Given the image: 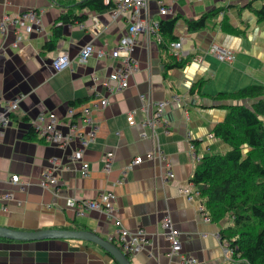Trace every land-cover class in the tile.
Segmentation results:
<instances>
[{
	"label": "crops",
	"instance_id": "0c3cea01",
	"mask_svg": "<svg viewBox=\"0 0 264 264\" xmlns=\"http://www.w3.org/2000/svg\"><path fill=\"white\" fill-rule=\"evenodd\" d=\"M80 1L0 0V15L36 10L41 21L40 29L24 37L18 48L12 47V30L6 38L0 36V109L18 100L11 121L0 124V226L18 232L86 230L104 240L141 230L145 233L142 247L126 254L131 264H181V257L193 259V264H231L222 251L220 227L204 221L197 205L180 190L193 182L201 158L229 150L212 134L227 114L225 107L254 102L217 95L249 86L264 89V20L256 13L264 9V0H165L170 10L165 16L149 2L150 20L176 19L172 35L174 42L182 41V50L187 52L182 59L187 61L180 68H168L171 50H164L155 37L148 39L140 33L131 50L137 70L129 75L123 90H116V84L109 81L120 67L119 60L94 55L81 65L78 55L87 44L95 50L114 49L126 34L128 16L113 21L108 14L112 0H103L107 8L101 12L76 9L74 3ZM64 13L85 18L63 25L56 48L44 51L53 26ZM210 13L214 14L202 28L188 30L187 21ZM212 43L232 51L234 61L221 62L209 55ZM60 54H66L72 64L55 73L52 61ZM101 99H106L105 107ZM162 102L166 105L150 129L145 122ZM71 108L74 115L69 114ZM86 110L96 128L95 138L77 160L74 154L81 148L80 139L91 131L84 122ZM48 113L55 115L59 132L69 135L74 131L82 138L74 136L60 147L45 143L37 134L29 137L36 119ZM130 113L133 125L127 122ZM109 151L113 164L105 174L101 157ZM147 153H154V159L124 173L134 157ZM84 163L89 165L86 177L80 174ZM52 167L57 184L46 190L39 182ZM12 175L20 181L11 183ZM101 192L115 195L111 217L95 211L76 216L66 207L68 198L93 200ZM4 195L9 199L3 200ZM164 217L178 233L177 253L170 251L163 236ZM0 264L116 262L87 241L0 238Z\"/></svg>",
	"mask_w": 264,
	"mask_h": 264
},
{
	"label": "trees",
	"instance_id": "16d2710c",
	"mask_svg": "<svg viewBox=\"0 0 264 264\" xmlns=\"http://www.w3.org/2000/svg\"><path fill=\"white\" fill-rule=\"evenodd\" d=\"M76 9L101 12L107 8L103 0H81ZM264 20V9L256 12ZM214 13L187 21L188 30H197ZM85 15L61 14L52 28V37L44 51H53L61 37V27ZM176 19L159 23L160 46L165 50L176 40L172 35ZM170 53V52H169ZM168 68H180L187 59L176 61L170 53ZM195 90L191 89L193 93ZM217 98L253 100L250 106H227V114L213 129V136L224 142L229 150L201 158L193 174L209 222L217 224L219 238L233 249L235 264H264V89L249 86ZM36 131L28 136L33 137ZM128 257V256H127Z\"/></svg>",
	"mask_w": 264,
	"mask_h": 264
},
{
	"label": "built area",
	"instance_id": "2783aa9c",
	"mask_svg": "<svg viewBox=\"0 0 264 264\" xmlns=\"http://www.w3.org/2000/svg\"><path fill=\"white\" fill-rule=\"evenodd\" d=\"M111 1V0H110ZM113 4L109 8L108 14L112 20H117L124 15L128 16L129 25L126 30V34L121 37L116 45V47L110 51L105 50H95L91 44L83 46L79 51V63L84 65L88 59L92 56L97 58L110 57L112 59H117L120 61V67L117 68L110 76L109 81L116 84V90H123L128 87V77L131 73L137 70V64L131 58V50L135 43V36L144 33L149 39L150 37H155V39L160 43L161 36L159 33V23L160 21L150 20L148 16V5L149 2H154L158 7V14L160 16L167 15L170 10L166 5L165 0H112ZM41 26L40 12L36 10L24 11L20 14H8L3 13L0 15V36L6 38L9 32L12 30L15 36V40L12 44L13 48H18L20 46L21 40L38 31ZM169 49L171 54L175 57L176 61H180L187 52L182 50V41L172 42L169 44ZM207 53L217 60L226 63H232L234 61V54L232 51L219 46L216 43H212ZM71 61L66 54L58 55L52 61V69L55 73L61 72L65 69L71 67ZM109 89L113 88L107 86ZM111 91V90H110ZM101 107L107 105L106 99L100 100ZM152 103L149 102L148 106ZM166 105L165 102L158 103L157 112L154 116L145 122L148 128L151 129L153 123L157 121L156 117L160 115L162 108ZM18 109V100L5 105L0 109V124L6 125L11 121V116ZM74 108L69 111L70 115H74ZM84 122L90 127L91 131L82 138V135L71 131L69 135L62 134L57 130V119L54 114H41L34 122V131L37 135L45 142L55 146H63L69 141H71L74 136L81 137L80 143L81 148L75 152V159L79 160L82 157L83 149L88 147L95 138L96 128L93 126L91 119L89 118L88 110L84 112ZM127 122L130 125L134 124L133 113L127 116ZM74 127V126H72ZM73 129V128H72ZM74 130V129H73ZM154 159V153H147L144 156L134 157L125 167L124 173L131 170L133 167L144 163L145 161H151ZM57 163L56 159L52 161V164ZM113 164V153L107 152L101 157V171L105 174H109ZM80 174L86 177L89 171V165L84 163L80 167ZM53 167L47 169L43 173V178L39 182V186L43 189H52L57 184V178L53 175ZM168 177L172 178L173 175L170 173ZM20 181L19 177L12 175L10 177V182L16 184ZM180 192L186 199L192 200L193 203L197 205V209L202 215L204 221H208L206 216V210L204 207V199L200 195V191L193 182L184 186ZM9 195H4L3 200L9 199ZM115 200V195L110 192H101L98 194L96 199L93 200H76L74 198H68L66 200V207L69 210L74 211L76 216H83L85 213L90 211L104 212L108 216H112L113 211V201ZM161 228L163 230L164 238L170 244V251L172 253H177L180 249V244L178 241V233L172 227L168 217H164L161 222ZM145 239V233L138 230L134 233L122 232L116 235L115 238L109 239L110 242L115 244L123 253L127 255L137 253L142 247V243ZM222 251L226 260L235 264L233 260V249L229 246L227 242L222 245ZM193 259H186L181 257V264H193Z\"/></svg>",
	"mask_w": 264,
	"mask_h": 264
},
{
	"label": "water",
	"instance_id": "95a60500",
	"mask_svg": "<svg viewBox=\"0 0 264 264\" xmlns=\"http://www.w3.org/2000/svg\"><path fill=\"white\" fill-rule=\"evenodd\" d=\"M0 238L20 241L32 242L47 239H76L91 242L101 248L110 257L114 259L116 264H131L129 258L116 245L109 240H104L92 231L86 230H48L40 232H18L12 231L0 226Z\"/></svg>",
	"mask_w": 264,
	"mask_h": 264
}]
</instances>
